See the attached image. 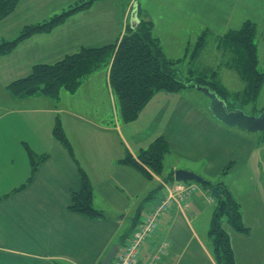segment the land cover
<instances>
[{
    "label": "crops",
    "instance_id": "obj_1",
    "mask_svg": "<svg viewBox=\"0 0 264 264\" xmlns=\"http://www.w3.org/2000/svg\"><path fill=\"white\" fill-rule=\"evenodd\" d=\"M89 1H94L90 9L72 16L51 34L34 36L11 55L0 58V264H101L115 245L122 250L143 217L160 202L161 183L166 180L158 177L151 181L119 161L127 152L136 157L160 137L171 149L164 126L175 123L178 112L185 111L186 120H194L193 105L182 104L180 94H158L135 123L123 124L117 113L111 117L110 110L117 112V108L108 70L91 75L73 95L62 92L58 100L45 96L13 98L7 91L11 83L27 77L35 65H53L82 48L118 42L131 28L135 2L139 4L138 18L153 24V36L173 61L176 55L172 49L179 45L167 44L165 34L156 33L157 3L162 12L172 13L168 25L195 23L202 25L201 31H212V26L220 25L227 33L252 22L257 41L259 19L264 20V0H132L131 4L75 0V4ZM45 6L44 1L23 0L2 23L16 17L18 21L9 23V27L17 26L21 32L25 26L48 20L27 18ZM236 25L237 29H230ZM208 117L206 126H219L213 117ZM58 120L69 138L72 155L53 136ZM113 136L119 137L123 147L112 153L108 141ZM26 148L38 161L31 183L32 165ZM81 171L91 182L94 207L104 214V219L71 211L73 196L82 189ZM212 202L200 189L184 209H170L160 220L155 235L143 245L138 264H151L164 243H168L167 253L156 264H217L209 235L217 206ZM123 233L126 235L119 240ZM233 251L235 254L234 248Z\"/></svg>",
    "mask_w": 264,
    "mask_h": 264
},
{
    "label": "trees",
    "instance_id": "obj_2",
    "mask_svg": "<svg viewBox=\"0 0 264 264\" xmlns=\"http://www.w3.org/2000/svg\"><path fill=\"white\" fill-rule=\"evenodd\" d=\"M22 1L0 0V23L11 17ZM93 3L94 1L77 3L62 14L44 22L25 26L14 40L0 41V58L11 55L22 43L34 36L51 34L72 16L90 9ZM152 31V23L140 21L136 29L128 28L125 35L114 44L100 48H82L79 52L68 55L53 65H35L27 77L11 83L7 91L11 97L18 99L45 96L58 100L62 92L73 95L91 75L100 70H108L109 86L118 100L120 119L127 125L135 123L160 92L179 94L186 88L200 86L209 88L225 101V93L222 91L225 88L207 82L205 76L195 78L194 72L190 70L187 79H178L175 67L181 61L169 60L165 56L159 40L153 36ZM256 33V25L246 22L240 29L229 31L219 43V49L229 48L237 57L235 68L239 71L244 88L236 96L241 100L240 104L246 106L257 102L264 85V73L258 69ZM206 35L205 32L199 38L194 57L203 50ZM53 136L72 155L71 146L59 120L54 127ZM26 150L32 165L29 179L31 183L38 161L31 150L28 148ZM170 153L169 143L165 138L160 137L146 149H141L136 157L127 152L119 164L135 168L152 181L153 175L159 177L162 174L163 161ZM232 165L233 163L225 169V173ZM201 185L207 191H211L214 187L207 180ZM217 191L222 198L216 201L217 206L209 231L213 239L215 261L217 264H237L230 235L222 227L223 218H227L232 230L238 234H247L249 229L243 225L240 205L226 186H218ZM93 199L91 182L82 172V189L74 194L71 211L91 219H104V214L95 209Z\"/></svg>",
    "mask_w": 264,
    "mask_h": 264
},
{
    "label": "rangeland",
    "instance_id": "obj_3",
    "mask_svg": "<svg viewBox=\"0 0 264 264\" xmlns=\"http://www.w3.org/2000/svg\"><path fill=\"white\" fill-rule=\"evenodd\" d=\"M38 1H44L46 6L42 11L27 15V18L50 19L55 15L62 14L68 10L70 5L75 4V0ZM124 1H127L128 4L132 3V0H115V2ZM158 1L156 0V3ZM135 5L139 7L137 2L133 3L132 7ZM171 14L162 12L157 3L154 17L157 22L156 33L165 34L163 36L167 44L179 45L178 48L172 49V54L176 55V60L178 58L181 60L175 67L177 78L187 79L190 76V70H192L195 78L205 76L207 82L222 85V88H225L222 91L225 93L224 98L230 110L239 109L248 116H258L264 112V86L255 104L241 105V100L236 96L244 88L239 71L235 68L237 57L229 48L222 47L219 49L220 39L228 32L223 31L220 25L212 26V31H201L202 29L199 28L202 25L195 23L171 26L168 25L171 21ZM17 21L15 17L10 22L7 21V24L5 22L0 23V41L3 38H10L8 41H11L19 35V27H9V23H16ZM258 24L260 25V37L258 41L257 37L255 40L259 43L260 48L258 69L264 73V20L259 19ZM238 26H233L230 29H237ZM173 27L177 28V31L172 29ZM205 32L207 35L203 50L200 51L198 57H194L196 44ZM159 94L162 96L180 94L179 98L183 97L184 99L182 104L185 105L186 102H190L193 105L191 118H194L193 121L186 120V112H178L176 122L164 126L171 142V153L163 161V171L160 178L165 179L170 185H175L177 184L174 179L175 172L182 170L210 180L213 188L220 185L226 186L234 200L240 205L243 225L249 229L247 234H238L232 230L233 228L228 223L227 218H223L222 227L229 232L230 241L235 250V259L237 258L238 264H264V132L250 133L238 128H229L219 123L211 112V97L197 88H186L179 94L165 92ZM114 99L117 112L113 109L110 110L111 117L117 113L120 119L119 103L116 96ZM207 115H209L208 119L210 120L214 118L219 126L215 128L214 123V126L212 124L206 126L205 118ZM60 118L63 120V115ZM114 119L116 120V117ZM62 129L69 141L64 128ZM228 129L235 130L229 132L231 130ZM85 143L89 147L88 142L85 141ZM108 145H111L108 149L112 153L115 149L123 147L118 136H113L112 141H108ZM231 163H233L232 167L227 169V173H225V169ZM187 183L196 184L199 189L206 193L208 200L212 197V203L216 202L211 192L205 191L199 182L189 181ZM131 227L132 222L131 226H128L129 230ZM125 235L126 233H123L119 240Z\"/></svg>",
    "mask_w": 264,
    "mask_h": 264
},
{
    "label": "built area",
    "instance_id": "obj_4",
    "mask_svg": "<svg viewBox=\"0 0 264 264\" xmlns=\"http://www.w3.org/2000/svg\"><path fill=\"white\" fill-rule=\"evenodd\" d=\"M197 191V186L193 184H178L173 187L164 185L161 202L146 214L132 239L125 244L110 264H138L141 260L143 245L154 236L159 228L161 218L173 207H178L180 210L184 209ZM167 249L168 243L162 244L151 264L162 261Z\"/></svg>",
    "mask_w": 264,
    "mask_h": 264
},
{
    "label": "water",
    "instance_id": "obj_5",
    "mask_svg": "<svg viewBox=\"0 0 264 264\" xmlns=\"http://www.w3.org/2000/svg\"><path fill=\"white\" fill-rule=\"evenodd\" d=\"M139 7L135 5L131 12L130 26L134 30L140 25ZM198 90L206 92L211 97V112L213 117L221 124L229 128H238L250 133L264 132V112L258 116H248L242 110H229L225 101L221 100L218 95L207 87L196 86ZM176 182H203L200 176L187 171H176L174 175ZM212 195L217 200L222 196L218 193L217 188L212 189ZM120 250L119 245H115L105 256L101 264H110Z\"/></svg>",
    "mask_w": 264,
    "mask_h": 264
}]
</instances>
